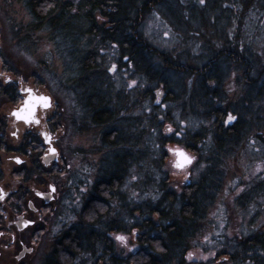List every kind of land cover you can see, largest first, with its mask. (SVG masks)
Returning <instances> with one entry per match:
<instances>
[{"label": "rangeland", "instance_id": "1", "mask_svg": "<svg viewBox=\"0 0 264 264\" xmlns=\"http://www.w3.org/2000/svg\"><path fill=\"white\" fill-rule=\"evenodd\" d=\"M67 1L72 5L73 21L83 20L78 23L77 28H74L79 35L75 43L70 41L60 43L56 34L50 33L41 24L34 21L27 8L26 0H0V33L3 32L7 35L10 50L24 59L26 67H29L42 84L38 88L35 81L36 88L33 85L34 81L28 78L23 81V87L30 86L40 94L51 96L53 104L57 99L56 102L62 106L63 114L60 120L62 119L63 122L64 119L67 123L64 132H62L63 124L60 120L59 131L54 132L52 130V128H56L55 121H48L53 115L54 108L40 110L37 116L40 120L38 125L26 126L13 121V119L10 121V134L15 133V136L19 132L22 133L31 129L41 135L43 130H47L48 127L47 131L50 136L53 133L54 137L57 136L56 144L61 154L66 156L69 164L66 175L60 178L62 189H64L62 190V192L64 191V198L63 202H60L62 204L57 207L54 229H49L45 235L39 238L37 250L29 255L28 264H44L54 248L60 252L61 243L65 241L63 236L66 235L64 233L72 231L67 228L70 226L78 228L84 225L81 218L88 214L84 208L86 199L95 194V188L93 190L91 186L95 179L103 173L102 168L104 169L108 164L110 166L116 154V149H109L102 143L105 133L111 136L115 131L116 122L113 121L109 126L94 123L88 114V109L77 106L74 97L77 96V100L82 99L83 102L84 98L78 92H73V87L78 80L77 77L80 75L76 76L78 61L74 60L73 63L70 61L68 56L71 53L68 49H75V59L82 58L91 49L97 51L98 56H104V69L99 68L96 75L88 74L86 76L90 75L92 78H97L102 86L103 83L110 81V84L106 85L105 88L113 90L117 100L119 92H116V87L120 86L121 90L130 89L128 93L129 97L132 98L131 101L127 99V103L122 104V108L118 102L116 103L117 109L116 105L113 107V111L119 119L121 116L124 117V114L127 117L138 113L147 114V112L152 115L149 112V107L153 105L151 96L150 94L148 97L147 95L144 96L145 92L161 89L159 87L160 79L157 76V79L152 81L148 77L136 73L135 67L121 71L122 69L117 64L121 56V49H117L110 42L107 45L100 43L101 35L93 36L85 33L88 26L84 20L91 8L84 7V0ZM233 1L204 0L201 3L200 0H139L138 7L141 10L137 8L136 13L138 12L140 36L156 50L157 55L152 57V63L161 72L160 76L170 83V90L176 94L191 92V89L197 88L199 78L187 79L186 75L180 71L164 69V60L194 70L200 69L209 61L216 59L221 67L223 84L220 96L223 102L218 106L228 109V113L236 118L233 111L243 113L242 110H245L246 113H256L257 106H259L256 104V95L264 83V0H238L236 5L239 4L241 9L238 8V13H235L230 7ZM91 13L92 16H96L98 12L91 11ZM134 17L135 13L132 15V18ZM16 33L21 36L18 43L21 45L20 52L18 45L14 42L18 38ZM70 35V31L64 32L63 37L66 36L64 40H67ZM235 44L241 46V49H248V52L252 54L251 60L253 59L252 62L255 66L251 74L253 82L250 83V86L244 79L246 69L244 67L246 65L234 64L232 61L233 57L230 50L232 51ZM225 50H227L228 57ZM246 55L250 57L249 54ZM189 89L190 91H188ZM250 90L252 92H249ZM158 95L156 93V99L160 102L159 106L164 105L165 111H171V117L183 133L184 136L182 137L185 140L188 130L195 131L199 127L200 120L197 115L200 111L199 108L195 107L192 110L187 100L185 101V97H182L181 101L166 102L162 101ZM134 101L136 105H134ZM124 106L125 110H123ZM8 108L11 111L13 106L9 105ZM259 115H264L263 107L259 110ZM234 120H228L227 123H232ZM204 124L210 126L206 121ZM259 129H264V124L263 128ZM173 135L178 139L182 134L174 130ZM261 136L264 137L263 132H261ZM263 139H258L256 132L252 131L244 136V139L239 142L235 149L228 152V157L222 163L225 177L221 189L215 201L210 204L203 221L195 224L194 229H198L196 237L189 239V253L191 254L188 255L189 260L211 259L214 257V253L217 254L214 257L215 260L224 251L237 254L239 249H237L236 243L230 245L231 239L228 241V238L233 239L235 236L242 235L247 239L263 230L260 229L264 227ZM11 140H15L14 135H11ZM117 152L119 151L117 150ZM168 160L170 163L165 169L170 174L172 185L170 188L173 187L176 191H181L187 179L191 176H197L203 169V165L198 167V165L192 164L193 166L191 165L186 171H178L173 165L176 162L174 152H170ZM9 165L8 169L11 174L10 160ZM81 168L86 170L91 180L88 188L90 191L87 194L80 191L81 187L79 186L82 185L77 181L75 184L78 186L70 184L73 173L76 174L75 179H78L77 177L83 173ZM131 172L122 188L126 195L125 198L129 200L134 196L135 200L144 201V195L142 197V195L137 194V189L140 187L139 182L136 183L138 172L135 169ZM157 181L159 182V180ZM133 184L135 186H132ZM152 198L155 199L152 204H155L157 197L153 195ZM112 205V210L116 212V202L114 201ZM111 221L112 217L104 218L102 224L108 226L111 225ZM84 230L85 232L89 231ZM112 236L116 243V234ZM55 242L57 244L53 246ZM117 243L121 249L126 251H132L138 247V244L133 240L132 233L127 234L123 241L117 240ZM250 254H253L252 250L248 253V257H254ZM91 260H87V264H91ZM80 261L83 260L78 262ZM211 262L213 261L211 260ZM82 263L86 264L85 262Z\"/></svg>", "mask_w": 264, "mask_h": 264}, {"label": "trees", "instance_id": "2", "mask_svg": "<svg viewBox=\"0 0 264 264\" xmlns=\"http://www.w3.org/2000/svg\"><path fill=\"white\" fill-rule=\"evenodd\" d=\"M26 1L34 21L50 33L56 34L60 43L76 42L79 35L74 28L83 20L73 21L72 5L69 1ZM237 2L238 0H234L230 6L235 13H238L240 9L239 4L236 5ZM83 5L91 8V11L98 12L96 16H92L91 11L87 14L84 22L88 30L85 33L93 36L101 35L100 43L102 44L107 45L109 42L116 44V48L121 49V56L117 63L121 71L135 67L136 73L152 81L158 77L161 89L145 92L144 96L148 97L149 94L151 96L153 105L149 107V112L152 115L147 112V114L138 113L127 117L124 114V117L121 116L119 119L113 107L118 102L122 108L127 103V99L131 101L132 98L128 93L130 89L121 90L120 86L116 87V92H119L117 100L113 90L105 88L110 81L103 83L102 86L97 78L86 76L96 75L99 68L104 69V56H98L97 51L91 49L82 58L75 59V49H68L71 53L68 56L70 61L72 63L74 60L78 61L76 76L80 75L77 77L78 80L76 79L77 86L73 87V92H78L84 98L83 102L82 99L77 100V96L74 97L77 106L88 109V114L94 123L109 126L113 121L116 122V129L111 136L105 133L102 139L105 147L116 149V154L110 163L113 167H110V173L106 176L105 182L95 187L94 198L85 208L88 214L81 218L84 221L82 223L90 227L86 229L89 231L85 232L80 226L78 227L80 229L68 231L72 235L65 234V241L61 243L60 252L54 248L45 264H84L82 262L87 264V260L90 259H92L91 264H200L188 258L189 239L196 237L198 229H194L195 224L203 221L210 204L215 201L221 189L225 177L222 163L228 157V152L235 149L244 136L252 131L256 132L258 139L264 138L261 136L264 129H259L263 128L264 124V115H259V110L262 107L264 109V83L256 95V104L259 105L257 112L233 111L236 118L232 123H227L228 109L218 106L223 102L220 97L223 84L221 67L216 59L194 70L164 60V69L180 71L186 75L187 79L199 78V84L195 90L191 89V92L180 94L173 93L170 90V83L160 76L161 72L152 63V57L157 55L156 50L140 36L138 12L136 13L141 10L138 7L139 0H84ZM134 13L135 17L132 18ZM98 15L109 18L110 27L106 23H101ZM67 31H70L71 35L64 40L66 36L63 37V33ZM16 36H18L16 42L18 45L21 36L18 33ZM233 46L232 51L230 50L232 61L234 64L246 65L244 79L250 86L253 82L251 74L255 66L253 59L251 60L252 54L248 52V49H241L242 47L237 44ZM20 47L21 45H18V51ZM225 52L227 53V50ZM226 55L228 57V53ZM17 58H19L18 63L10 66L13 76L23 80L30 78L41 86L40 79L30 71L28 66L26 67L24 59L20 56ZM14 92L15 90L10 88V99L15 97ZM160 92L164 94L162 101L176 102L185 97V101L187 100L192 110L195 107L199 108L200 111L197 114L200 120L199 127L195 131L188 130L185 140L182 137L183 133L171 117V111H165L164 105L159 106L160 102L156 99V93L160 95ZM56 100L58 110L56 115L48 121H55L56 128H52L54 132L59 131V120L63 114L62 106ZM134 105H136L135 101ZM161 110L164 111L159 112ZM60 121L63 124L62 132H64L67 123L64 119L63 122L62 119ZM205 121L210 126L204 124ZM169 128L172 129L171 132L168 131ZM174 130L182 134L180 138L177 139L173 135ZM169 148L185 150L196 157L193 165L198 167L203 165L202 171L197 176H191L181 191L170 188L172 186L170 174L165 169L170 163ZM134 169L138 172L136 183L140 184L137 194L142 197L144 195V201L135 200L133 195L132 199L126 200V195L122 191ZM153 195L157 197L155 204H152L155 200L151 199ZM114 201L117 206L116 212L112 210ZM111 217V225L103 226V219ZM129 233L133 234V240L138 244V247L132 251L121 249L117 239L115 243L112 236L116 234L125 238ZM244 254L246 253L240 251L237 254H231L232 260L238 263L237 261L243 258ZM257 255V249H255L252 256ZM79 260L83 261L80 263Z\"/></svg>", "mask_w": 264, "mask_h": 264}, {"label": "flooded vegetation", "instance_id": "3", "mask_svg": "<svg viewBox=\"0 0 264 264\" xmlns=\"http://www.w3.org/2000/svg\"><path fill=\"white\" fill-rule=\"evenodd\" d=\"M98 20L110 27L109 18H102L98 15ZM7 38L5 33H0V264H28L29 255L37 250L39 238L45 235L49 229H54L57 207L62 204L60 202H63L64 198V191L62 192L64 189H62L60 178L66 175L69 164L66 156L61 154L56 144L57 136L54 137L51 129L50 144L45 143L42 135L46 129L43 130L41 135L32 129L22 133L19 132L16 136L14 135L15 140H11L13 134H10V121L12 119L26 126L40 123L39 120V123L26 124L23 121L16 120L12 115V112L23 104L27 96L24 89H32L36 94L40 93L30 86L24 88V80L18 76H13L14 73L10 70V66H15L19 58L13 50H10ZM14 42L16 43L17 40ZM6 79L8 80L7 83L5 82ZM35 83L33 85L36 87ZM37 86L40 88L38 84ZM10 88L15 90L13 99L9 98ZM51 99L53 100L52 97ZM9 105L13 106L11 111H9ZM53 108V115L49 119L54 117L58 110L55 102L52 103L50 109ZM40 110L45 109L38 108L36 117ZM33 140L37 142H32ZM51 146L58 152L57 158L44 160L46 155L49 154ZM193 157L195 158V156ZM9 160L12 165L11 174L8 169L10 166ZM17 160L20 162L17 163ZM175 164L176 162L173 165L175 166ZM110 167L113 166L102 168L103 173L95 179L91 186L93 190L96 186L105 182L106 176L110 173ZM175 169L184 172L188 168L178 169L175 166ZM82 170L83 173L80 174V177H77L78 179H75V173H73V178L71 175L70 184L78 186L75 184V181H77L82 185L79 186L81 187L80 191L87 194L90 191L88 188L91 180L86 170ZM37 193H40V195H37ZM93 198L94 196H91L86 199L84 208L89 205L88 203ZM67 229H77V227L70 226ZM81 229H90V227L85 224ZM260 229L263 230L247 239L242 235L235 236L233 239L228 238V241L231 239L229 241L230 245L236 243L237 249L242 253H246L243 258L237 261L238 263H235L231 254L225 251L219 255L218 259L214 260L217 255L214 253V257L211 259L196 261L200 264L204 262L209 264H264V227ZM65 233L69 234L68 231ZM63 237L65 238V236ZM56 244L57 242L53 246ZM255 249H257L258 255L248 257V253Z\"/></svg>", "mask_w": 264, "mask_h": 264}, {"label": "snow or ice", "instance_id": "4", "mask_svg": "<svg viewBox=\"0 0 264 264\" xmlns=\"http://www.w3.org/2000/svg\"><path fill=\"white\" fill-rule=\"evenodd\" d=\"M201 3L204 2V0H200ZM5 82L7 83L8 80L6 79ZM25 92L29 93V97L27 99H25L24 101V109H22L21 111L18 112H13L12 114L14 116H16V118L18 120H23L25 123H31V122H35V123H39V121H36L33 119L34 116V112L36 109V105L39 104L44 108H47L50 106V101L48 97H44V96H39V97H33L31 96V89H24ZM21 112H26V114H21ZM235 117L231 116V114L228 115V120H234ZM169 132L172 131L171 128L168 129ZM13 135H15V133H13ZM177 135H179V133H177ZM49 151L55 155L56 153V149L55 148H51L49 149ZM169 152H174V154L177 157V161L175 166L178 168H183L186 164H191L192 163V158H190L182 149H172L169 148L168 149ZM20 161L17 160V163H19ZM37 195H40V193H37ZM117 240H121L123 241L125 238L123 236H116ZM191 255V254H189Z\"/></svg>", "mask_w": 264, "mask_h": 264}, {"label": "water", "instance_id": "5", "mask_svg": "<svg viewBox=\"0 0 264 264\" xmlns=\"http://www.w3.org/2000/svg\"><path fill=\"white\" fill-rule=\"evenodd\" d=\"M31 96H33V97H39V96L48 97V98H49V101H50V106L47 107V108H44V107H42V106L39 105V104L36 105V109H35V112H34L33 119L36 120V121H39V119L36 117V115H37V113H38V108H42V109H45V110L50 109L51 106H52V99H51V97L48 96V95H44V94H36L32 89H31ZM28 97H29V93L27 92V96L25 97V99H27ZM159 97H160V98H163V97H164V94H163L162 92H160ZM25 99H24V101H25ZM22 109H24V102H23V104H22L18 109L14 110L13 112H18V111H21ZM13 112H12V113H13ZM21 114H26V112H21ZM12 115H13V114H12ZM13 116H14V115H13ZM14 117H15L16 120H18V119L16 118V116H14ZM18 121H23V120H18ZM23 122H24V121H23ZM24 123H25V122H24ZM31 123H35V122H31ZM26 124H30V123H26ZM42 135H43V138H44V140H45V143H46V144H50L51 137H50L49 133L45 130V131L42 133ZM51 148H54V147L51 146ZM51 148H50V149H51ZM183 151L185 152V150H183ZM57 153H58V152L56 151L55 155H53L51 152H49V154L46 155V157H45L44 160H46V159L52 160L51 158L56 159V158H57V156H56ZM185 153H186L190 158H192V163H191V164H186L183 168H178V167H177L178 169H187V168H189V167L194 163V158H193V156H192L191 154L187 153V152H185ZM176 161H177V157H176Z\"/></svg>", "mask_w": 264, "mask_h": 264}]
</instances>
